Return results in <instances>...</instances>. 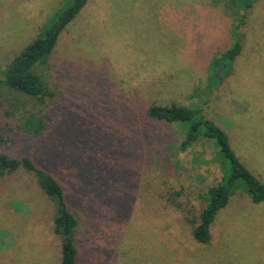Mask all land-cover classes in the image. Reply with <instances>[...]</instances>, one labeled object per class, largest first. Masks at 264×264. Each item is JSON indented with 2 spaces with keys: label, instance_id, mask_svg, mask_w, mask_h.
I'll return each mask as SVG.
<instances>
[{
  "label": "rangeland",
  "instance_id": "374dc122",
  "mask_svg": "<svg viewBox=\"0 0 264 264\" xmlns=\"http://www.w3.org/2000/svg\"><path fill=\"white\" fill-rule=\"evenodd\" d=\"M68 1L0 0V68L5 69L43 36ZM235 24L227 13V0H88L63 34L50 64L42 66L47 85L60 99L65 97L64 87L69 82L54 78L57 62L74 71H94L95 77L108 82L106 86L105 80H95L98 85L87 80L85 87H94L87 94L88 100L91 96L96 99L86 110L89 121L83 122L94 128L90 139L86 137L92 144L90 151L97 150L96 131H106V146L114 152L119 167L98 179L105 182L103 188L110 194H106L103 202L107 208L97 221L91 223L83 213L77 215L80 264H220L218 256L213 260V254L191 247L190 230L181 233L167 223L155 226L149 220L156 209L152 202L142 200L139 207L137 198L143 210L137 219L122 206L110 207L112 199H122L128 188L140 192L143 183L157 177L163 188L179 191L182 197L178 201L191 219L198 221L207 206L204 194L224 177L213 143L201 142L180 153L183 131L179 127L143 123L140 108L152 103L194 106L204 101L206 116L227 130L238 156L252 172H258L254 175L264 179V0L248 14L244 53L232 86L220 88L209 97L205 93L210 63L218 52L233 44ZM78 84L69 92L84 101L87 96L83 90L78 94ZM194 94L199 97L191 99ZM53 102L32 100L7 87L0 88V111L12 115L8 117L20 130L31 117L44 115ZM120 102L127 103L133 113L132 120L122 124L114 117ZM143 130L158 137L161 160L147 149L140 151L147 143L139 135ZM3 149L9 155L26 153L24 146ZM131 150L133 161L129 163L126 159ZM94 176L91 173L90 178ZM133 177L136 183L128 186ZM73 178L79 190L81 183ZM154 189L150 183L149 190ZM70 208L81 212L76 202ZM134 208L135 204L132 214ZM146 208L149 213L144 212ZM229 208L221 229L233 249L231 255L219 256L222 264L248 260L249 264H264V205L251 204L239 190ZM56 212V205L32 173L21 169L0 180V264H61L63 242L54 226ZM173 231L176 234H171Z\"/></svg>",
  "mask_w": 264,
  "mask_h": 264
},
{
  "label": "trees",
  "instance_id": "16d2710c",
  "mask_svg": "<svg viewBox=\"0 0 264 264\" xmlns=\"http://www.w3.org/2000/svg\"><path fill=\"white\" fill-rule=\"evenodd\" d=\"M258 2L259 0H227V13H230L236 21L232 31L233 44L229 49L218 52L210 63L205 92L207 97L220 88L232 86V80L237 75V63L244 53L247 17ZM87 3L88 0H69L68 5L46 29L43 36L27 46L5 69L0 68V77H2L0 88L7 87L32 100L54 101L44 115L31 117L21 130L14 125L15 121L8 117L12 115L0 111V148L11 145L26 148V153L21 156L9 155L4 149L0 151V180L14 176L21 169L36 177L39 187L57 208L54 226L63 242L61 264H80L79 242L76 237L79 227L77 215L83 213L91 223L97 221L100 212L107 208L103 202L106 194H110L109 190L103 188L105 182L102 183L98 179L103 178L108 171H116L119 167V164L114 161V152L106 146V131L101 134L95 130L98 132L99 142L95 144L97 150L90 151L92 144L91 146L88 144L89 140H86V137L90 139L89 133H92L94 128L89 127L92 124L83 122L88 120L87 111L96 99L91 96L88 100L87 94L92 92L94 87H85L89 85L87 80L90 82L92 79L91 82L96 80L101 83L105 79L95 77L94 71L91 73L86 68L74 71L75 69L63 67L57 62L53 70L54 78H66L69 82L64 87L65 97L60 99L51 91L42 75V66L50 64L63 34ZM96 81L95 84H97ZM76 83H80L78 88L76 87L78 94H83L81 91L83 90L84 96H87L84 101L77 97V94L75 96L69 92L73 88L72 85ZM107 83L105 80L106 86ZM198 97V94H194L191 99ZM196 104L185 106L175 102L152 103L142 106L140 111L143 114V123L177 126L183 131V138L178 145L180 153H187L201 142L213 143L215 146L225 174L218 184L208 188L204 194L207 206L201 212L198 221L191 219L185 205L178 201L182 197L179 191L169 186L166 190L157 177L143 183L145 187L143 185L140 192L131 191L128 188V192L122 194V199L121 197L112 199L114 204L110 208L122 206L125 212H128L130 216L135 215L137 219V213L143 211L139 208L140 204L143 201L152 202L156 209L152 215L154 217L149 220H152L155 226L167 223L171 227L174 226L173 230L177 228L179 232L190 230L191 247L197 246L199 250L204 249V253L213 254V260L214 256H218L217 261L222 264L223 261L219 256L227 257L231 255L233 249L231 241L226 237L224 240V231L221 229L222 218L230 209L233 197L239 190L247 195L251 204L264 205V179L254 175L255 171L252 172L247 162L238 156L230 142L227 130L206 116L204 111L206 103L201 101ZM132 114V110L125 102H120L118 109L114 111L115 119L121 124L132 120ZM146 134L145 130L139 134L144 141H147L146 147L140 151L144 152L147 149L161 160L163 151L157 143L158 137L150 132ZM132 156L131 150L126 161L131 163ZM67 170H71L72 173L66 172ZM91 173L95 175L93 178H90ZM74 176L81 183L79 190H77ZM61 177L63 182L59 179ZM132 179L133 182H131ZM130 183L135 184L136 178H131L128 186H132L129 185ZM150 183L155 188L153 191L149 190ZM73 202L78 205L80 213L70 208ZM134 204L136 210L134 208L132 214L131 208ZM145 211L149 213L150 210L146 208ZM174 233L176 234V231L171 232V234ZM176 237L180 239V236L176 235ZM248 261L241 264H249ZM213 262L216 263V261Z\"/></svg>",
  "mask_w": 264,
  "mask_h": 264
}]
</instances>
